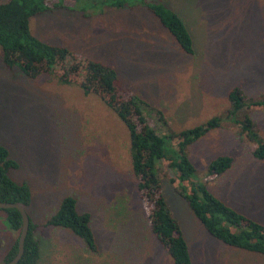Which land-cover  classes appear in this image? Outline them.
<instances>
[{"label": "rangeland", "instance_id": "1", "mask_svg": "<svg viewBox=\"0 0 264 264\" xmlns=\"http://www.w3.org/2000/svg\"><path fill=\"white\" fill-rule=\"evenodd\" d=\"M121 8L95 0H44L48 11L31 17L30 33L114 71L117 83L142 102L159 135L179 134L218 117L219 125L185 148L193 167L186 183L157 163L161 194L179 227L191 264H264L259 255L210 237L181 196L202 184L244 217L264 224V158L241 134L246 116L264 141V106L233 112L228 92L237 87L250 102L264 101V0H136ZM160 3L185 25L192 54L142 3ZM60 5L59 8H53ZM178 139L164 138L165 159L175 160ZM0 145L17 168L9 173L30 190L23 207L38 242L35 264H173L151 235L129 169L128 135L95 95L61 84L49 74L26 78L4 66L0 52ZM219 156L228 170L209 175ZM65 196L88 213L97 252L69 231L44 222ZM0 210V264L18 232Z\"/></svg>", "mask_w": 264, "mask_h": 264}, {"label": "trees", "instance_id": "2", "mask_svg": "<svg viewBox=\"0 0 264 264\" xmlns=\"http://www.w3.org/2000/svg\"><path fill=\"white\" fill-rule=\"evenodd\" d=\"M44 0H0V52L4 66L18 70L28 79L49 74L61 84H74L84 95L98 97L121 121L128 135L129 169L136 181V190L141 202L146 225L159 247L170 257L173 264H191L186 244L175 220L171 217L161 194L160 178L156 164L163 163L175 172L178 182L186 183L193 173V167L185 155L187 145L194 142L206 131L219 125L218 117L205 124L179 134L159 135L147 124L141 106L132 93L121 87L114 71L67 48L50 45L35 38L29 31L31 17L48 11ZM100 5L121 8L124 3L134 4L136 0H95ZM152 13L165 31L174 39L181 51L191 55L192 41L179 17L160 3H142ZM56 5L53 8H59ZM233 112L244 107L264 106V101L246 104V98L237 87L228 92ZM250 105V106H249ZM254 124L245 116L240 133L255 142L253 156L264 158V141L254 130ZM178 139L175 160L165 159L164 138ZM232 159L219 156L208 164L209 175H220L231 166ZM17 163L9 157L7 147L0 145V202L19 204L30 203L29 187L13 181L9 173ZM194 217L205 232L223 245L243 251L264 255V224L244 217L232 210L217 197L209 193L202 184H195L185 195L181 194ZM8 229L18 232L21 218L15 209L2 210ZM28 218L27 234L23 253L17 264H35L38 258V242L33 237V225ZM88 213H78L75 199L63 197L55 212L45 220V227L69 231L81 240L89 252H97V243L90 227ZM18 238V237H17ZM17 238L4 255L3 264L13 258L17 249Z\"/></svg>", "mask_w": 264, "mask_h": 264}, {"label": "water", "instance_id": "3", "mask_svg": "<svg viewBox=\"0 0 264 264\" xmlns=\"http://www.w3.org/2000/svg\"><path fill=\"white\" fill-rule=\"evenodd\" d=\"M15 209L21 218V226L17 238L16 253L11 260L4 264H17L23 253V243L28 229V218L22 206L14 203H2L0 202V210Z\"/></svg>", "mask_w": 264, "mask_h": 264}]
</instances>
